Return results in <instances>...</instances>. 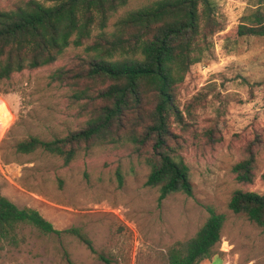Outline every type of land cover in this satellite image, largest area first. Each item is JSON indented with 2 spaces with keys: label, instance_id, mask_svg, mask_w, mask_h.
<instances>
[{
  "label": "rangeland",
  "instance_id": "rangeland-1",
  "mask_svg": "<svg viewBox=\"0 0 264 264\" xmlns=\"http://www.w3.org/2000/svg\"><path fill=\"white\" fill-rule=\"evenodd\" d=\"M17 1L0 0V9ZM149 1L130 0L106 30L125 10ZM211 1L222 28L210 38V53L178 87L186 130L178 122L172 127L185 139L178 152L189 167L191 195L160 199L158 187L146 185L148 165L129 142L86 151L82 145L68 164L41 150H16L30 135L50 140L85 126L72 90L50 78L57 67L74 69L83 46H69L54 63L0 81V194L19 208L35 209L57 230L79 228L95 249L69 233L42 235L24 226L18 246L2 244L0 264H169V250L192 238L210 209L225 220L215 255L199 264H264V231L227 207L237 188L264 194V37L236 35L255 0ZM206 128L217 142L202 135ZM257 133L254 178L241 184L231 168Z\"/></svg>",
  "mask_w": 264,
  "mask_h": 264
},
{
  "label": "trees",
  "instance_id": "trees-1",
  "mask_svg": "<svg viewBox=\"0 0 264 264\" xmlns=\"http://www.w3.org/2000/svg\"><path fill=\"white\" fill-rule=\"evenodd\" d=\"M129 1L20 0L0 9V81L54 63L69 46H83L84 51L74 69L57 67L50 78L72 90L70 97L79 105L78 114L86 117L85 126L50 140L30 135L16 143V150H41L68 164L82 145L86 151L129 142L148 165L146 185L157 186L160 199L176 192L191 195L189 167L178 152L185 139L172 128L178 122L186 130L176 95L191 66L210 53V38L221 30V22L211 0H151L125 10L106 30L110 18ZM253 5L237 25V36L264 37V0ZM202 135L218 141L212 128ZM260 142L257 133L233 164L237 182H252ZM117 176L121 183L120 172ZM227 207L264 231V194L237 188ZM224 220V214L210 209L195 235L169 250V264H199L215 255ZM24 226L42 235H75L95 252L79 228L57 230L35 209L19 208L0 194V249L3 243L18 246Z\"/></svg>",
  "mask_w": 264,
  "mask_h": 264
}]
</instances>
